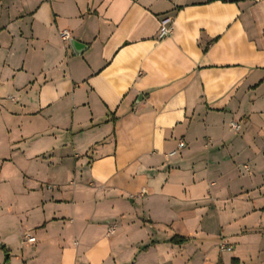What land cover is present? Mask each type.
Returning <instances> with one entry per match:
<instances>
[{"label":"crops","instance_id":"crops-1","mask_svg":"<svg viewBox=\"0 0 264 264\" xmlns=\"http://www.w3.org/2000/svg\"><path fill=\"white\" fill-rule=\"evenodd\" d=\"M3 142L0 264H264V0H0Z\"/></svg>","mask_w":264,"mask_h":264},{"label":"built area","instance_id":"built-area-1","mask_svg":"<svg viewBox=\"0 0 264 264\" xmlns=\"http://www.w3.org/2000/svg\"><path fill=\"white\" fill-rule=\"evenodd\" d=\"M173 31V22H172V19L171 17H165L161 20V23H160V28H159V37L160 38H163L165 36H168L172 33ZM61 35L63 37V39H66L69 34L67 31H62L61 32ZM231 127L235 130H239L241 128V125L237 122H232L231 123ZM184 141H180L179 143V147H183L184 146ZM115 230V225L111 226L109 228V233H112L114 232ZM25 238L29 241V242H32L34 243L36 241V237L34 235H32L31 233H27L25 234ZM220 249L221 251H224V250H232V247L231 246H227L225 244H220Z\"/></svg>","mask_w":264,"mask_h":264},{"label":"rangeland","instance_id":"rangeland-1","mask_svg":"<svg viewBox=\"0 0 264 264\" xmlns=\"http://www.w3.org/2000/svg\"><path fill=\"white\" fill-rule=\"evenodd\" d=\"M4 146H5L4 142H3V143H0V152H4ZM1 194H2L3 196H5V192H4V190L1 191ZM8 263H9V262H8Z\"/></svg>","mask_w":264,"mask_h":264},{"label":"trees","instance_id":"trees-1","mask_svg":"<svg viewBox=\"0 0 264 264\" xmlns=\"http://www.w3.org/2000/svg\"><path fill=\"white\" fill-rule=\"evenodd\" d=\"M175 239V238H174ZM184 241L183 238H178V242ZM8 260V259H7Z\"/></svg>","mask_w":264,"mask_h":264},{"label":"water","instance_id":"water-1","mask_svg":"<svg viewBox=\"0 0 264 264\" xmlns=\"http://www.w3.org/2000/svg\"><path fill=\"white\" fill-rule=\"evenodd\" d=\"M8 264V263H7Z\"/></svg>","mask_w":264,"mask_h":264}]
</instances>
